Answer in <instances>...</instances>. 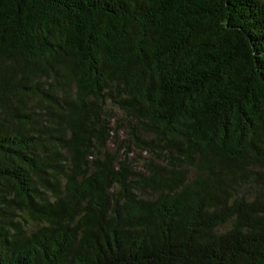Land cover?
I'll return each mask as SVG.
<instances>
[{"label": "trees", "instance_id": "1", "mask_svg": "<svg viewBox=\"0 0 264 264\" xmlns=\"http://www.w3.org/2000/svg\"><path fill=\"white\" fill-rule=\"evenodd\" d=\"M0 264H264V0H0Z\"/></svg>", "mask_w": 264, "mask_h": 264}, {"label": "rangeland", "instance_id": "2", "mask_svg": "<svg viewBox=\"0 0 264 264\" xmlns=\"http://www.w3.org/2000/svg\"><path fill=\"white\" fill-rule=\"evenodd\" d=\"M118 136H122V133L121 134H118Z\"/></svg>", "mask_w": 264, "mask_h": 264}]
</instances>
